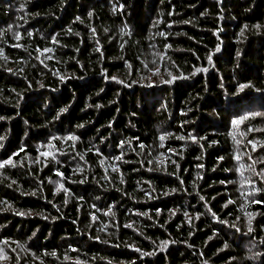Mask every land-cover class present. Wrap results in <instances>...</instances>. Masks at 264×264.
Instances as JSON below:
<instances>
[{
    "label": "trees",
    "instance_id": "16d2710c",
    "mask_svg": "<svg viewBox=\"0 0 264 264\" xmlns=\"http://www.w3.org/2000/svg\"><path fill=\"white\" fill-rule=\"evenodd\" d=\"M262 119L264 0H0V264H264Z\"/></svg>",
    "mask_w": 264,
    "mask_h": 264
},
{
    "label": "rangeland",
    "instance_id": "374dc122",
    "mask_svg": "<svg viewBox=\"0 0 264 264\" xmlns=\"http://www.w3.org/2000/svg\"><path fill=\"white\" fill-rule=\"evenodd\" d=\"M245 120H247V118H245L244 119V121H240V123L241 124H243V122H245ZM263 121H261L260 122V124L262 125V129H264V119H262ZM250 161L252 162V165L254 166V165H258V159L257 158H254L253 156H250ZM4 245H0V255H2L3 257L2 258H4L3 260H6V259H8L7 257H6V255H7V251H5V248L3 247Z\"/></svg>",
    "mask_w": 264,
    "mask_h": 264
},
{
    "label": "snow or ice",
    "instance_id": "6c2138e0",
    "mask_svg": "<svg viewBox=\"0 0 264 264\" xmlns=\"http://www.w3.org/2000/svg\"><path fill=\"white\" fill-rule=\"evenodd\" d=\"M234 123H239V121H234ZM45 155H47V153H45ZM0 167H3V165L0 164Z\"/></svg>",
    "mask_w": 264,
    "mask_h": 264
}]
</instances>
